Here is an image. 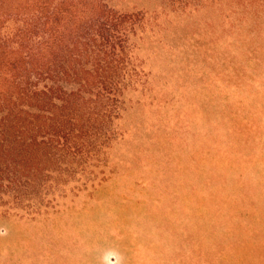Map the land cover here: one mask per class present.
<instances>
[{
  "label": "trees",
  "instance_id": "1",
  "mask_svg": "<svg viewBox=\"0 0 264 264\" xmlns=\"http://www.w3.org/2000/svg\"><path fill=\"white\" fill-rule=\"evenodd\" d=\"M113 1L0 0V219L34 221L107 183L114 152L132 142L127 121L194 84L195 70L203 90L264 88V0H165L175 10L163 21ZM238 122L220 143L259 134L257 122ZM153 128L131 153L163 151Z\"/></svg>",
  "mask_w": 264,
  "mask_h": 264
},
{
  "label": "rangeland",
  "instance_id": "2",
  "mask_svg": "<svg viewBox=\"0 0 264 264\" xmlns=\"http://www.w3.org/2000/svg\"><path fill=\"white\" fill-rule=\"evenodd\" d=\"M113 3L162 21L175 10L165 0ZM196 75L202 70L193 83ZM196 82L145 104L144 121H127L132 142L114 152L118 169L107 183L34 221L0 219V264H264V88L203 90ZM165 114L173 128L162 125ZM237 120L257 122L259 134L220 143ZM154 124L161 141L154 136L153 146L162 142L163 151L131 153L138 135L152 137Z\"/></svg>",
  "mask_w": 264,
  "mask_h": 264
}]
</instances>
